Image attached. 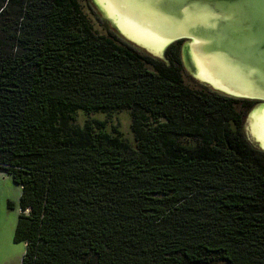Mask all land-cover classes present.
<instances>
[{
	"label": "trees",
	"instance_id": "trees-1",
	"mask_svg": "<svg viewBox=\"0 0 264 264\" xmlns=\"http://www.w3.org/2000/svg\"><path fill=\"white\" fill-rule=\"evenodd\" d=\"M98 32L79 0H0V170L21 186V264H264L254 101L184 82ZM128 109L136 145L79 110Z\"/></svg>",
	"mask_w": 264,
	"mask_h": 264
},
{
	"label": "bare ground",
	"instance_id": "bare-ground-1",
	"mask_svg": "<svg viewBox=\"0 0 264 264\" xmlns=\"http://www.w3.org/2000/svg\"><path fill=\"white\" fill-rule=\"evenodd\" d=\"M97 1L125 34L155 53L162 52L176 38H193L191 51L199 77L236 95L264 98V64L258 63L264 58L261 55L263 43L252 35L250 39L257 43L251 47L258 50L249 51L247 56L234 54L235 50L241 52L238 50L241 41L229 37V29L234 28L232 18L220 8V3L202 0ZM226 45L232 51L223 48ZM251 125L252 133L264 148V103L252 113Z\"/></svg>",
	"mask_w": 264,
	"mask_h": 264
},
{
	"label": "rangeland",
	"instance_id": "rangeland-1",
	"mask_svg": "<svg viewBox=\"0 0 264 264\" xmlns=\"http://www.w3.org/2000/svg\"><path fill=\"white\" fill-rule=\"evenodd\" d=\"M79 1L82 4L84 13L98 32L108 34L109 31L113 29V31L118 33L122 39L134 44L141 50L161 58L165 57V51L171 43L165 46L162 52L155 53L146 46L144 47V45L138 41L133 40L127 34L122 33V31H120L117 27L115 19L106 14L105 9L98 3L97 0ZM192 41L193 38H183L181 43H178L180 45L185 84L198 89L203 87H211L222 93L234 96L218 89L217 87H214L212 83H209L210 81L198 76L197 67L192 57ZM251 41L252 38L250 39L248 36L241 39L240 51L242 53L247 54L251 50L256 52L257 47L249 46ZM252 43L257 42L253 41ZM261 59L262 60H258V63L264 64V58ZM263 103L264 100L254 101L253 106L245 115L244 122L247 138L251 143L259 148H261V143L251 131V120L252 113H254V111H256ZM88 121L92 122L94 125H96V121H104L106 124V130L113 132L117 129L120 131L124 139L128 140V142H130L133 146L136 145L135 136L132 129V116L130 110L121 109L112 113H89L84 110H79L74 123L78 126H84ZM21 192V186L13 180L12 176L7 171L0 170V264H21L22 257L25 253V243L16 242L14 239L18 215L20 213ZM222 264L226 263L222 262Z\"/></svg>",
	"mask_w": 264,
	"mask_h": 264
},
{
	"label": "water",
	"instance_id": "water-1",
	"mask_svg": "<svg viewBox=\"0 0 264 264\" xmlns=\"http://www.w3.org/2000/svg\"><path fill=\"white\" fill-rule=\"evenodd\" d=\"M202 1H207L211 4H214V1H216L220 3V8L223 11L231 15L232 23H233L232 25L234 26V28L229 29L230 38H235L241 41V37L243 36L244 37L246 36L250 37L252 35L257 36V38L263 43V46H262L263 51L261 52V55L264 57V0H202ZM183 38H189V37L182 36V37L174 39L170 43L177 41L179 39H183ZM253 41L254 40L252 39V41L250 42V46L254 45V43H252ZM223 48L229 51H232V49L228 45L223 46ZM240 48L238 50H240ZM233 53L236 55L247 56V54H242L241 52L237 53L236 50ZM257 54L255 53L256 56H258ZM209 83H212L214 87H217L218 89L225 91L226 93H229L231 95L242 97V98L247 97L244 95L233 94L232 92H229L228 90L218 87L211 81ZM254 99L264 100L261 97L254 98ZM261 148L264 149L263 147Z\"/></svg>",
	"mask_w": 264,
	"mask_h": 264
},
{
	"label": "flooded vegetation",
	"instance_id": "flooded-vegetation-1",
	"mask_svg": "<svg viewBox=\"0 0 264 264\" xmlns=\"http://www.w3.org/2000/svg\"><path fill=\"white\" fill-rule=\"evenodd\" d=\"M118 27V26H117ZM119 28V27H118ZM119 30L120 31H122L120 28H119ZM122 33H124L123 31H122ZM178 41H182V39H179V40H177V41H174V42H172V43H175V42H178ZM171 43V44H172ZM145 47V46H144ZM246 99H249V100H252V101H256L257 99H254V98H250V97H245ZM260 147H262V145H260Z\"/></svg>",
	"mask_w": 264,
	"mask_h": 264
}]
</instances>
